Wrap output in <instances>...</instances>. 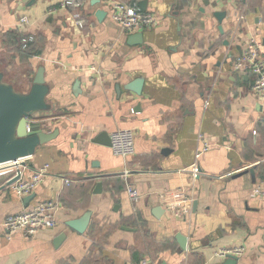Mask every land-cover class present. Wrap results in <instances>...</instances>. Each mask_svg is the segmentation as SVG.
I'll return each mask as SVG.
<instances>
[{
    "label": "crops",
    "instance_id": "crops-1",
    "mask_svg": "<svg viewBox=\"0 0 264 264\" xmlns=\"http://www.w3.org/2000/svg\"><path fill=\"white\" fill-rule=\"evenodd\" d=\"M121 1H146L158 19L142 44L130 45L137 33L112 21L114 0H83L79 9L0 0V72L26 93L45 70L50 117L41 123L59 132L25 160L26 179L49 166L31 202L2 190L9 181L0 178V264H224L219 251L235 247L245 249L237 264H264V199L254 193L264 182V99L232 66L250 40L264 58V0ZM216 12L226 14L221 23ZM138 79L141 96L126 90ZM120 130L133 132L130 157L93 142ZM179 188L192 200L182 218L159 202ZM49 200L61 205L55 228L6 238L7 216ZM85 219L84 233L68 226Z\"/></svg>",
    "mask_w": 264,
    "mask_h": 264
},
{
    "label": "built area",
    "instance_id": "built-area-1",
    "mask_svg": "<svg viewBox=\"0 0 264 264\" xmlns=\"http://www.w3.org/2000/svg\"><path fill=\"white\" fill-rule=\"evenodd\" d=\"M83 0H64L63 8L79 9ZM111 19L118 24L125 32L143 33L146 30H151L157 25V17L150 12L143 11L136 5L125 3L121 0H114L111 5ZM22 23H27L23 19ZM79 27L83 28L84 23L78 21ZM33 36L23 38L21 41L22 48L28 49L34 42ZM233 71L236 73H249L254 83L252 91L260 99H264V58L260 54V45L256 40H250L247 49L233 61ZM112 151L116 156L123 158L130 157L134 154V135L131 130L116 131L111 135ZM211 148L209 144H205L204 149L198 152L196 160ZM24 167L21 164L9 163L0 165V178H7V182L19 177L12 185L16 194L20 197H27L33 194L36 188L41 185L48 176L49 166L45 165L36 170L33 175L26 179L23 173ZM194 176L200 174V168L197 162L191 168ZM66 184L71 182L66 180ZM128 192L132 200L139 198V193L129 187ZM254 193L264 199V182L256 186ZM161 206L170 214L177 218L186 216L191 210L192 200L189 197L186 188H179L163 192L159 195ZM60 203L57 200H49L38 202L36 205L19 213L7 216L4 221L3 228L6 238L11 240L13 235L22 232L28 239L34 238L43 230L53 229L58 225V213L60 211ZM245 253L243 247H235L219 251L218 255L221 258L229 256L241 257ZM147 264V263H142Z\"/></svg>",
    "mask_w": 264,
    "mask_h": 264
},
{
    "label": "water",
    "instance_id": "water-1",
    "mask_svg": "<svg viewBox=\"0 0 264 264\" xmlns=\"http://www.w3.org/2000/svg\"><path fill=\"white\" fill-rule=\"evenodd\" d=\"M139 7L146 11L147 2H140ZM104 15L103 11H99L97 17L102 19ZM214 16L221 23L226 14L216 12ZM219 29L223 32L222 27ZM129 41L130 45L142 44L144 35L141 32L134 34L130 36ZM44 73L45 70L40 68L30 90L20 93L11 84L5 82L4 74L0 72V165L16 163L25 167L26 159L32 157L39 147L53 141L58 136V130L52 133L46 132L41 123V120L50 117L48 113L50 106L47 103L49 87L46 85ZM143 85L144 80L138 79L129 84L126 90L141 96ZM93 142L112 147V138L108 133L99 134ZM250 173L255 179L253 169ZM19 177L9 181L2 187V190L12 186ZM34 198L35 196L32 195L27 196L29 202ZM85 221V223L78 220L70 221L68 226L79 233H84L88 225V220L85 219ZM179 242L182 248H186L187 240L184 236H179ZM225 260L224 264H237L238 258L229 256Z\"/></svg>",
    "mask_w": 264,
    "mask_h": 264
},
{
    "label": "trees",
    "instance_id": "trees-1",
    "mask_svg": "<svg viewBox=\"0 0 264 264\" xmlns=\"http://www.w3.org/2000/svg\"><path fill=\"white\" fill-rule=\"evenodd\" d=\"M22 41V40H21ZM22 46V45H21Z\"/></svg>",
    "mask_w": 264,
    "mask_h": 264
},
{
    "label": "rangeland",
    "instance_id": "rangeland-1",
    "mask_svg": "<svg viewBox=\"0 0 264 264\" xmlns=\"http://www.w3.org/2000/svg\"><path fill=\"white\" fill-rule=\"evenodd\" d=\"M30 47V46H29Z\"/></svg>",
    "mask_w": 264,
    "mask_h": 264
}]
</instances>
